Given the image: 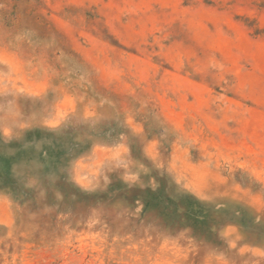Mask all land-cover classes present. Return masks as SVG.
Returning a JSON list of instances; mask_svg holds the SVG:
<instances>
[{
  "label": "rangeland",
  "instance_id": "1",
  "mask_svg": "<svg viewBox=\"0 0 264 264\" xmlns=\"http://www.w3.org/2000/svg\"><path fill=\"white\" fill-rule=\"evenodd\" d=\"M0 264H264V0H0Z\"/></svg>",
  "mask_w": 264,
  "mask_h": 264
}]
</instances>
